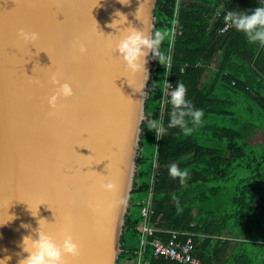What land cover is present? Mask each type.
<instances>
[{"label":"water","instance_id":"water-1","mask_svg":"<svg viewBox=\"0 0 264 264\" xmlns=\"http://www.w3.org/2000/svg\"><path fill=\"white\" fill-rule=\"evenodd\" d=\"M156 2L0 0V256L11 255L8 264L28 255L22 241L38 236L39 220L58 243L71 234L79 245L65 264L118 263L154 58L149 52L147 70L133 73L115 47L133 27L153 34ZM20 29L39 39L24 42ZM53 73L75 90L57 109L48 103Z\"/></svg>","mask_w":264,"mask_h":264},{"label":"trees","instance_id":"trees-1","mask_svg":"<svg viewBox=\"0 0 264 264\" xmlns=\"http://www.w3.org/2000/svg\"><path fill=\"white\" fill-rule=\"evenodd\" d=\"M260 4L157 0L153 34L160 36V59L152 54L137 180L117 264L133 262L140 249V264H187L155 257L150 246L140 247V209L150 196L147 222L162 241L171 231L180 240L191 237L192 254L202 264H264V142L250 141L253 132H264V45L250 42L232 26L220 31L229 10L250 12ZM166 72L172 87L164 95ZM177 82L203 111L202 121L170 128L157 139L147 120L167 125L172 110L168 98ZM172 165L187 175L173 179Z\"/></svg>","mask_w":264,"mask_h":264},{"label":"clouds","instance_id":"clouds-1","mask_svg":"<svg viewBox=\"0 0 264 264\" xmlns=\"http://www.w3.org/2000/svg\"><path fill=\"white\" fill-rule=\"evenodd\" d=\"M128 2L129 0H121V3ZM121 14L122 13L117 12L118 17H120ZM126 19L127 17L125 16V20ZM117 20L118 19H113L110 27L117 28ZM224 20L235 30L243 32L250 42H258L264 45V0H261V4L250 12L229 10L225 14ZM19 36L24 42L28 43H34L39 39V33L35 31H25L24 29L19 30ZM159 45V33L150 35L144 29L133 27L132 30L127 31V34L119 40L115 50H118L121 54L126 67L131 72L137 73L147 70L146 57L149 52L158 58V60L160 59L156 53ZM79 51L81 53L87 51L85 43H79ZM50 79L52 84L56 85V88L48 98V103L53 109H57L61 107V100H66L75 95V90L68 81L65 80L61 82L56 73H53ZM136 90L140 91L138 89ZM168 103L171 105L172 110L169 113V120L166 126L162 121L156 118H149L147 120L148 130L153 131L157 139L170 128H186L189 122L194 126L200 125L203 111L196 108L187 98L186 88L182 83L177 82L176 86L171 90ZM187 130L191 131L192 129L188 128ZM169 175L175 179L176 177L183 178L187 173L179 170L176 165H172L169 168ZM102 187L109 191L114 190V184L112 183H105ZM32 215H36L33 209ZM9 217V219L13 218L11 216ZM22 227L28 228L30 225L22 223ZM36 231L38 232L36 238H33L31 235L24 236L22 247L23 251L27 252L28 255L20 258L17 264H65V254H71L72 256L79 255V245L74 241L71 234L65 235L62 242L58 243L52 235L40 230V220L39 228L36 229ZM11 258V255L0 256V264H8Z\"/></svg>","mask_w":264,"mask_h":264},{"label":"built area","instance_id":"built-area-1","mask_svg":"<svg viewBox=\"0 0 264 264\" xmlns=\"http://www.w3.org/2000/svg\"><path fill=\"white\" fill-rule=\"evenodd\" d=\"M231 25L226 23L225 26L220 30L221 32L225 31ZM176 23H173L172 34H177ZM170 63H167V69L169 68ZM172 85L168 83V72H166L165 83H164V95L168 88H171ZM163 112V110H162ZM151 195V191H149ZM151 196L146 200H142L141 205V215L143 216V222L141 225V240L140 247L150 246L153 248V255L155 257H165L172 260H175L180 263L187 264H202V262L193 256V242L191 237H187L185 240L178 239V232L171 231L170 237L166 241H162L159 237L155 236L157 229L149 225L147 222L148 217L152 213L151 208ZM143 255V249H140L137 252V257L133 260L132 264H140L141 258Z\"/></svg>","mask_w":264,"mask_h":264},{"label":"rangeland","instance_id":"rangeland-1","mask_svg":"<svg viewBox=\"0 0 264 264\" xmlns=\"http://www.w3.org/2000/svg\"><path fill=\"white\" fill-rule=\"evenodd\" d=\"M251 142L257 143V142H264V132H253L251 134ZM144 152V151H143ZM127 264H132V261H128Z\"/></svg>","mask_w":264,"mask_h":264}]
</instances>
